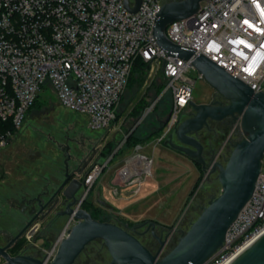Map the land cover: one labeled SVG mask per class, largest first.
I'll use <instances>...</instances> for the list:
<instances>
[{
    "label": "built area",
    "instance_id": "obj_1",
    "mask_svg": "<svg viewBox=\"0 0 264 264\" xmlns=\"http://www.w3.org/2000/svg\"><path fill=\"white\" fill-rule=\"evenodd\" d=\"M163 2L141 0L131 13L124 0H0V150L20 130L41 88H50L62 107L86 115L90 130L108 129L137 61L160 66L164 89L143 118L163 94L170 93L168 119L151 143L168 139L192 101L195 79L190 73L196 70L190 60L159 48L152 36ZM165 34L175 45L205 56L254 92H264V0H203L195 14L168 24ZM237 127L235 123L233 133ZM146 145L132 146V155L119 171L123 187L135 185L134 194L151 174L152 160L141 153ZM115 153L95 162L82 176L75 209L87 199ZM127 167L132 176L128 171L125 175ZM112 194L117 197L119 192L112 187ZM75 222L74 217L68 218L47 259ZM263 233L264 157L250 199L205 264H229Z\"/></svg>",
    "mask_w": 264,
    "mask_h": 264
},
{
    "label": "rangeland",
    "instance_id": "obj_2",
    "mask_svg": "<svg viewBox=\"0 0 264 264\" xmlns=\"http://www.w3.org/2000/svg\"><path fill=\"white\" fill-rule=\"evenodd\" d=\"M132 74V77L139 75L142 82L131 86V80L127 82L115 106L114 118L109 128L104 131L90 130L86 115L62 107L50 88H41L36 103L26 112L20 130L14 132L13 139L0 154V206L3 205L1 200L7 195L8 198L9 195L13 196L11 203L15 205L24 197H32L27 193V187L31 186L32 182L31 190L39 192L47 180L54 178L55 182L63 173L67 153L71 157L68 166L81 169L84 175L97 159L106 160L111 153L117 151L96 180L86 199V207L83 204L80 208L88 210L94 218L121 226L127 225V229L136 234L139 241L153 253L159 247L155 238L159 237L163 241L170 232L173 237L161 251L160 257L171 250L177 243L180 232H185L190 227L208 201L220 193L221 186L217 172L204 174L199 164L164 142L151 143L162 133L159 129L150 139L143 142L147 145L141 151L152 160L151 174L145 177L135 198L120 199V194L123 198L135 195V185L123 187L119 177L125 160L133 153L132 146L125 143L122 146V142L130 133L135 141L141 139L140 133L150 132L156 126L155 115L163 114L171 102L170 93L163 94L153 110L143 118L145 111L163 92L164 79L160 66L156 64H146L141 71H136L135 68ZM190 77L195 79L192 101L197 104H209L216 93L197 72H191ZM218 100L227 102L222 97ZM193 113L188 106L181 112L180 119H186ZM234 124L227 125L210 120L207 127L196 133V138L203 145V155L207 162L212 157L213 161L224 163L232 148L231 142L243 138L239 127L236 132H232ZM172 138L174 143H178L175 136ZM98 144H101L98 148L99 155L94 156L96 159L92 161L90 157L93 147ZM120 145L122 148L119 149ZM218 154L220 157L217 159ZM98 185L103 190V193H100L101 199L107 201L113 209L104 208L96 202L94 192ZM112 187L119 192L117 197L112 194ZM142 197L141 202H135ZM65 223L66 221L51 223L47 229L40 225L44 230L39 234H44L42 237L36 234L35 230L27 231L21 239L29 245L27 253L49 261L48 254L62 233ZM36 225L38 224L34 226ZM18 230L19 227L12 232L0 231V242L2 238ZM110 259L103 241L97 239L85 247L74 264H109Z\"/></svg>",
    "mask_w": 264,
    "mask_h": 264
},
{
    "label": "water",
    "instance_id": "obj_3",
    "mask_svg": "<svg viewBox=\"0 0 264 264\" xmlns=\"http://www.w3.org/2000/svg\"><path fill=\"white\" fill-rule=\"evenodd\" d=\"M203 0L164 1L156 14L152 36L159 48L167 54L190 60L192 67L208 83L213 91L225 99L226 103L197 104L189 102L193 114L179 120L173 133L164 141L165 145L184 154L200 165L204 174L217 172L220 193L208 201L199 216L185 232H180L177 243L164 256L160 257L165 240L155 253L147 249L136 234L114 222L98 221L83 208H74L75 195L81 190L82 183L78 176L83 172L77 167H69L71 159L67 153L64 160L62 178L55 191H44L36 198L39 208L35 216L4 247H0V258L3 264H73L85 247L94 240L103 241L111 259L109 264H205L220 248L226 232L250 199L261 172L264 157V92H254L241 80L231 76L205 56L195 55L192 50L184 49L172 43L165 30L173 21L195 14ZM141 0H124L125 8L135 13ZM169 110L162 126L166 123ZM231 117L238 121L243 138L236 140L224 163L209 162L203 155V145L196 138V133L207 125L208 120L221 121ZM160 127H158L159 129ZM173 136L178 143L173 142ZM74 175V177H73ZM45 213L52 211L57 204L63 209L56 216L74 217L76 222L62 237L56 251L49 261L30 256H9L6 249L14 242L55 198ZM61 201H57L60 200ZM96 202L111 209L103 201L100 192L96 193ZM153 225V223H151ZM229 264H264V233L239 253Z\"/></svg>",
    "mask_w": 264,
    "mask_h": 264
},
{
    "label": "flooded vegetation",
    "instance_id": "obj_4",
    "mask_svg": "<svg viewBox=\"0 0 264 264\" xmlns=\"http://www.w3.org/2000/svg\"><path fill=\"white\" fill-rule=\"evenodd\" d=\"M218 98H221V96H219L218 94H215L213 100L211 102L215 103V104H218V103H223L222 101L218 100ZM224 104V103H223ZM168 108V107H167ZM167 113H168V109L166 111H164L163 114H157L155 115V123H156V126L153 127L152 129L156 130L158 129V127H160L163 123V121L166 119V116H167ZM210 120L207 121V125L204 126V127H207L208 126V123H209ZM213 121V120H212ZM217 122H221V123H225L227 125L229 124H232V123H238V121H235L233 118L231 117H228V118H225L221 121H217ZM94 152V151H93ZM80 181V180H79ZM57 189V187H55L53 189V191H55ZM52 191V192H53ZM80 196H81V190L75 195V203H74V206L78 203L79 199H80ZM55 198L52 199V201L50 203H48L45 207L44 210H42V212L40 214H38L35 219L27 226V228L24 230V232L14 241L12 242L9 247L6 249V252L8 253L9 256H17V255H21V256H30V257H34V258H38V259H42L40 258L38 255L34 256L32 254H29L27 253V249L29 247V245H26L25 243H23L21 241V239L24 237L25 233L27 231H33L35 230L36 234H41V230L43 229H47L49 228V225L50 223H47L48 221H52L56 223V221H58L60 219V217L62 216H56L55 213L61 211L63 208L61 206H59V204H57V206L52 210L50 211L49 213H45L46 212V209L50 207V205H52L51 203L52 202H55ZM86 198L83 200L85 201ZM57 201H61L60 200H57ZM82 201V203H83ZM20 203H17L18 205H15V208H17V210H19L20 212H23L26 216V219L24 221V223L22 224V226L19 227V230L16 231L14 234H9L10 236H5L4 238H2L1 242H0V247H4L6 246L7 244L10 243V241L23 229V227L29 222L30 219H32L34 216H35V213L36 211L39 209L37 208L36 206V201L34 199H30V200H25V199H22L21 201H18ZM81 203V204H82ZM13 204V203H12ZM20 204V205H19ZM39 223V225L37 226H34L35 224ZM42 225V228L41 229V226ZM36 227V228H35ZM35 228V229H34ZM44 231V230H43ZM150 231V230H149ZM151 233V231H150ZM173 234L169 232L168 236H166L163 240H165V243H164V246H163V250L166 248V246L170 243V239L173 237L172 236ZM40 237L44 236L43 235H39ZM47 236V235H46ZM159 238V237H158ZM158 238H155L156 239V244H159L160 246V240ZM158 241V242H157ZM162 241V240H161ZM147 248V247H146ZM159 248V247H158ZM148 249V248H147ZM151 251V250H150ZM152 252V251H151ZM153 253V252H152ZM81 254V253H80ZM79 254V255H80ZM77 259V258H76ZM76 261V260H75ZM4 261L3 259L0 258V264H3ZM74 264V263H73Z\"/></svg>",
    "mask_w": 264,
    "mask_h": 264
},
{
    "label": "crops",
    "instance_id": "obj_5",
    "mask_svg": "<svg viewBox=\"0 0 264 264\" xmlns=\"http://www.w3.org/2000/svg\"><path fill=\"white\" fill-rule=\"evenodd\" d=\"M154 129H152L151 131H153ZM143 136H145L144 134H143ZM13 139V138H12ZM11 141V140H10ZM100 145L101 144H98V145H95V147H93V148H91V150L93 149V151L94 152H92L93 154L91 155V160L93 161V159H96V158H94V156H98L99 155V151H98V148L100 147ZM5 149H2V150H0V154H1V152L2 151H4ZM100 151H101V149H100ZM100 159V158H99ZM99 159H97V161L98 162H101L102 160H99ZM102 159V158H101ZM90 160V159H89ZM97 161H95V162H97ZM91 162V161H90ZM82 174L80 175V176H78V179L81 181V178H82ZM73 177H74V175H73ZM61 178H62V174L61 175H59L58 177H57V179H55V182H54V178H53V180H47L46 178V182L45 183H43L44 185L42 186V190L39 192V191H36L35 189H33V190H31L32 188H31V186L33 185V182H32V185L31 186H28L27 187V193L29 194V195H31L32 197H30V198H28V197H24V199L26 200H32V199H34L35 200V198L39 195V194H41V193H43L44 191H53V189L55 188V187H57L58 185H59V183H60V181H61ZM34 182H36V180L34 181ZM52 182H53V184H52ZM39 184H41V183H39ZM47 184V185H46ZM109 185V184H108ZM54 186V187H53ZM111 187V186H110ZM33 188H34V186H33ZM30 190V191H29ZM80 191V190H79ZM78 191V192H79ZM97 191H99L100 193H103V190H102V188H101V186L100 185H98L96 188H95V195H96V193H97ZM139 194V192L138 193H136L134 196H130V198L129 197H120V199H133V198H135L137 195ZM8 196V195H7ZM6 196V197H7ZM6 197H3V200H1V201H3V205H1L0 206V231H6V232H12L13 230H16L18 227H20L21 226V224H23L24 223V221H25V219H26V216H25V214L23 213V212H20L19 210H17V208H15V206H14V204H12L11 203V200L13 199V196H10L9 195V197L10 198H6ZM96 197V196H95ZM2 199V198H1ZM106 200V199H105ZM143 200V197L142 198H140V199H138V200H136L135 202H141ZM103 201H104V199H103ZM105 202H107V201H105ZM5 203V204H4ZM108 203V202H107ZM110 205V204H109ZM5 206H7L6 208H5ZM111 206V205H110ZM114 207H112L111 206V209H113ZM68 219H67V217H64V216H62V217H60V219L58 220V221H56V223L57 222H62V221H67ZM47 223H52V221H48ZM53 223H55V222H53ZM38 225H39V223H37ZM5 225H8V226H5ZM37 225V226H38ZM36 228V227H35ZM34 228V229H35Z\"/></svg>",
    "mask_w": 264,
    "mask_h": 264
},
{
    "label": "trees",
    "instance_id": "obj_6",
    "mask_svg": "<svg viewBox=\"0 0 264 264\" xmlns=\"http://www.w3.org/2000/svg\"><path fill=\"white\" fill-rule=\"evenodd\" d=\"M147 63H143V62H141V61H137L136 63H135V65H134V67H133V70H132V73H133V71H134V69L136 68V71L137 70H139V71H141L142 69H143V66L144 65H146ZM131 73V76H130V78H129V80H131L130 81V86L132 85V84H139L140 82H142V78L138 75V76H136V77H132V74ZM129 82V81H128ZM35 103H36V101H35ZM34 103V104H35ZM33 104V105H34ZM33 107V106H32ZM31 107V108H32ZM30 108V109H31ZM29 109V110H30ZM8 128H10V127H8ZM162 128V125L160 126V128L159 129H161ZM159 129H156V130H153V131H150V132H148L147 134H144V133H140V135H141V139H138V140H135L134 141V138H133V134L132 133H130L127 137H126V140H125V144H129V146H134V145H136V144H138V143H143V142H145L146 140H148V139H150L151 138V135H154V133L156 132V131H158ZM143 134L145 135V136H143ZM134 142H132V141ZM132 142V143H131ZM109 153H110V151H109ZM85 205V207H86V200L85 201H83V203L81 204V207H82V205ZM84 209V208H83ZM86 210V209H85ZM86 211H88V210H86ZM91 217L93 218V219H95V220H98V221H107V220H100V219H97V218H94L93 216H92V214H91ZM108 222V221H107Z\"/></svg>",
    "mask_w": 264,
    "mask_h": 264
},
{
    "label": "bare ground",
    "instance_id": "obj_7",
    "mask_svg": "<svg viewBox=\"0 0 264 264\" xmlns=\"http://www.w3.org/2000/svg\"><path fill=\"white\" fill-rule=\"evenodd\" d=\"M130 162H132V161L130 160ZM130 162H129V165H132ZM143 165H145L147 167V170L149 169V164L148 163L145 162V163H143ZM128 167H130V166H128ZM128 167L125 169L124 173L126 171H128L127 172L128 173V176H132L133 172L131 171V169H128ZM125 175H126V173H125Z\"/></svg>",
    "mask_w": 264,
    "mask_h": 264
}]
</instances>
